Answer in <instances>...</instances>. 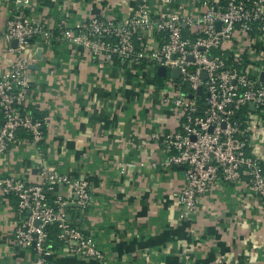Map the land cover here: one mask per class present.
<instances>
[{"label": "crops", "instance_id": "0c3cea01", "mask_svg": "<svg viewBox=\"0 0 264 264\" xmlns=\"http://www.w3.org/2000/svg\"><path fill=\"white\" fill-rule=\"evenodd\" d=\"M1 1L6 4L0 8V36L15 9L14 0ZM140 2L32 0L27 12L56 29L64 16L69 26L95 17L127 18ZM151 4L162 14L201 10L198 0ZM54 45L47 47L36 39L28 49L33 57L31 107L47 119L45 141L36 146L20 133L4 157L1 175L37 184L44 157L50 170L88 180L89 207L68 211L70 221L78 219L81 231L94 239L104 264H264V197L249 188L250 179L216 182L195 215L185 220L178 205L183 171L151 166L165 157L156 136L173 131L177 120L173 106L164 101L160 77L101 65L78 47ZM234 46L258 54L264 63L261 34L239 38L228 47L235 50ZM14 59L10 47L0 43V78ZM257 144L264 171V135ZM124 161H143L146 166L123 176L118 164ZM46 194L50 202L72 199L70 188L60 184ZM15 204L13 197L0 192V264H35L33 250L19 247L14 239ZM48 252V264H101L69 254L60 241L50 240Z\"/></svg>", "mask_w": 264, "mask_h": 264}, {"label": "built area", "instance_id": "2783aa9c", "mask_svg": "<svg viewBox=\"0 0 264 264\" xmlns=\"http://www.w3.org/2000/svg\"><path fill=\"white\" fill-rule=\"evenodd\" d=\"M198 1L201 10L197 14L165 15L154 11L151 0H141L127 18L95 17L69 26L64 16L54 29L28 14L32 0H14L15 9L0 36V43L15 53L9 70L0 78V166L20 133L36 146L45 141L47 119H37L31 109L33 57L28 53L32 43L41 39L47 47L57 43L78 47L101 65L118 62L124 70L150 71L155 76L159 67L166 68L167 76L160 79L170 78L179 94L173 97L170 88L165 89L164 101L173 106L177 120L173 131L156 136L165 157L151 166L183 171L185 185L178 194L181 219L195 215L220 180L235 184L248 178L249 188L264 197L257 144L264 135V83L260 82L264 63L253 54L250 63L248 50L242 46H234L235 50L223 47L250 34L264 37V0ZM5 4L0 0V8ZM66 10L64 7V14ZM13 40L18 42L16 48L11 47ZM174 70L180 73L178 79L171 76ZM145 166L143 161H124L118 164V171L125 176ZM39 174L41 181L35 184L0 173V192L16 201L17 245L33 250L35 264H48V228L56 226L57 238L69 254L104 264L105 256L94 239L69 220V205L78 204L81 211L89 207L91 183L50 170L44 157ZM59 184L70 188L72 199L59 197L50 202L46 191Z\"/></svg>", "mask_w": 264, "mask_h": 264}, {"label": "water", "instance_id": "95a60500", "mask_svg": "<svg viewBox=\"0 0 264 264\" xmlns=\"http://www.w3.org/2000/svg\"><path fill=\"white\" fill-rule=\"evenodd\" d=\"M217 27L218 28H221V24L220 23H218L217 24ZM17 45H18V42L16 41V40H13L12 41V46L14 47V48H16L17 47ZM39 57H41V55H38ZM190 60H192V58H189ZM31 68H32V66H31ZM157 76H159V77H162V78H164V77H166L167 76V70H166V68H164V67H159L158 68V70H157ZM171 76L173 77V78H175V79H178L179 77H180V73H179V71L178 70H174V71H172V74H171ZM203 78H206V75L205 74H203ZM260 82H262V83H264V72L261 74V76H260ZM198 94L199 95H201L202 94V89L200 88L199 90H198ZM190 98H193V95L192 94H189L188 95ZM250 109L251 110H254V105L253 104H251L250 105ZM238 116V115H237ZM245 119H246V117H244ZM76 200L78 199L77 197L75 198ZM78 208L79 207V205L78 204H71V205H69V208ZM71 219V216H69V220ZM36 225L38 226L39 225V222H37L36 223Z\"/></svg>", "mask_w": 264, "mask_h": 264}, {"label": "trees", "instance_id": "16d2710c", "mask_svg": "<svg viewBox=\"0 0 264 264\" xmlns=\"http://www.w3.org/2000/svg\"><path fill=\"white\" fill-rule=\"evenodd\" d=\"M222 2H224V1H222ZM60 20H61V18H60ZM60 20H59V21H60ZM57 44H58V43H57ZM57 44H55V45H57ZM55 45H54V46H55ZM115 64H116L117 66L120 67V65H119L118 62H116ZM157 82H158V84L160 85V83L162 82V80H161L160 78H157ZM31 109H32V112L34 113V116H35L37 119H39V120H41V121L44 120L43 115L38 114V111L35 110L34 108L31 107ZM43 129H44V127H43ZM43 131H44V130H43ZM24 136H26V135H24ZM70 222H71L73 225L78 226L79 228L81 227V223L78 221V219H76V220L73 219V220H71ZM48 230H49V233H50V238H49V240H51V241H59L58 238H57V234H58V229H57V227H56V226H51V227L48 228ZM86 235H88V234H86Z\"/></svg>", "mask_w": 264, "mask_h": 264}, {"label": "rangeland", "instance_id": "374dc122", "mask_svg": "<svg viewBox=\"0 0 264 264\" xmlns=\"http://www.w3.org/2000/svg\"><path fill=\"white\" fill-rule=\"evenodd\" d=\"M168 14H170V13H165V15H168ZM225 46H229L228 44H224L223 45V47H225ZM250 55H251V51H248V61L250 62V63H252V60H251V57H250ZM255 56H258V54H255ZM256 58H259V56L258 57H256ZM257 60V59H256ZM131 70V69H130ZM134 71V70H133ZM138 71V70H137ZM30 78H31V72H30ZM166 82V83H165ZM162 83H163V91L166 89V90H168L169 88H170V90H171V95L173 96V97H175V96H177L178 94H179V92H175L174 91V83H172V81H171V79L170 78H165L164 80L162 79Z\"/></svg>", "mask_w": 264, "mask_h": 264}]
</instances>
